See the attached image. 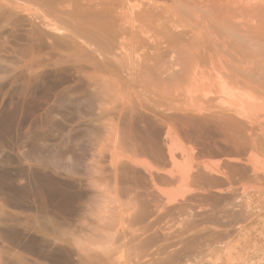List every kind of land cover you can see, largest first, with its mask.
I'll list each match as a JSON object with an SVG mask.
<instances>
[{
  "label": "rangeland",
  "instance_id": "obj_1",
  "mask_svg": "<svg viewBox=\"0 0 264 264\" xmlns=\"http://www.w3.org/2000/svg\"><path fill=\"white\" fill-rule=\"evenodd\" d=\"M0 264H264V0H0Z\"/></svg>",
  "mask_w": 264,
  "mask_h": 264
},
{
  "label": "bare ground",
  "instance_id": "obj_2",
  "mask_svg": "<svg viewBox=\"0 0 264 264\" xmlns=\"http://www.w3.org/2000/svg\"><path fill=\"white\" fill-rule=\"evenodd\" d=\"M219 1H220V0H219ZM45 21H46V22H45V23H46L45 25H46L47 27H49L51 24H50V23H47V20H45ZM54 30H55V29H54Z\"/></svg>",
  "mask_w": 264,
  "mask_h": 264
}]
</instances>
